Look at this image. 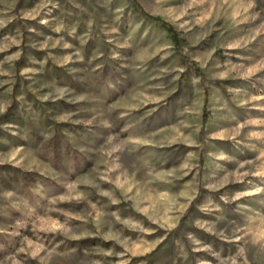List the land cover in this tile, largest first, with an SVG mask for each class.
Here are the masks:
<instances>
[{
    "label": "rangeland",
    "instance_id": "374dc122",
    "mask_svg": "<svg viewBox=\"0 0 264 264\" xmlns=\"http://www.w3.org/2000/svg\"><path fill=\"white\" fill-rule=\"evenodd\" d=\"M0 264H264V0H0Z\"/></svg>",
    "mask_w": 264,
    "mask_h": 264
},
{
    "label": "trees",
    "instance_id": "16d2710c",
    "mask_svg": "<svg viewBox=\"0 0 264 264\" xmlns=\"http://www.w3.org/2000/svg\"><path fill=\"white\" fill-rule=\"evenodd\" d=\"M141 13H143V12H141ZM143 15H145V17H147V18L150 17V18L153 19V20H158V19H156V18H153V17H151V16H148L147 14H144V13H143ZM161 26L165 29V31L167 32V34H168V36L170 37V39H171V41L173 42V44H174L175 46H178L179 43H180V41H179V39H178V34L175 32V30L172 28V26H171L170 24L166 23V22H162V23H161ZM190 65H191L195 70H197L196 64H195L194 62H191V61H190ZM215 83L218 84V85H221L223 82L218 81V82H215Z\"/></svg>",
    "mask_w": 264,
    "mask_h": 264
}]
</instances>
